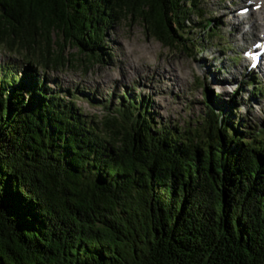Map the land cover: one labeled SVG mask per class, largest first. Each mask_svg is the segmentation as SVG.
<instances>
[{
  "label": "trees",
  "instance_id": "16d2710c",
  "mask_svg": "<svg viewBox=\"0 0 264 264\" xmlns=\"http://www.w3.org/2000/svg\"><path fill=\"white\" fill-rule=\"evenodd\" d=\"M200 2L0 0V45L30 52L22 75L0 65V264H264V129L243 132L235 100L207 91L182 129L131 97L86 115L40 74L101 63L124 20L192 54L193 15L215 37Z\"/></svg>",
  "mask_w": 264,
  "mask_h": 264
},
{
  "label": "rangeland",
  "instance_id": "374dc122",
  "mask_svg": "<svg viewBox=\"0 0 264 264\" xmlns=\"http://www.w3.org/2000/svg\"><path fill=\"white\" fill-rule=\"evenodd\" d=\"M245 1L201 0L199 8L205 13L204 19L213 22L215 37L210 38L201 28V20L193 15L191 23L186 24L191 31L189 37L204 41L200 49L192 47V54L163 46L147 34L141 22L124 20L106 31L107 45L101 63H80V57L70 56L64 68H49L40 74L48 78L51 89L64 95L76 93V105L86 115L101 118L106 114L108 100L115 104L120 98L124 101L131 97L149 103L156 122L182 129L202 126L206 94L211 90L219 98L211 105L213 109L218 111L223 103L230 106L235 100L236 122L246 120L248 125L242 131L255 133L264 129V97L252 96L250 77L241 73L240 55L255 38L246 46L239 40L252 20L246 18L241 24L231 20L236 6L240 9ZM249 35L247 38H253L251 32ZM15 44L14 51L0 45V65H17V72L22 75L24 55L30 52L21 49L17 41ZM74 53V49H69L64 55ZM35 55L39 59L40 51ZM256 75L261 84V72Z\"/></svg>",
  "mask_w": 264,
  "mask_h": 264
},
{
  "label": "bare ground",
  "instance_id": "6f19581e",
  "mask_svg": "<svg viewBox=\"0 0 264 264\" xmlns=\"http://www.w3.org/2000/svg\"><path fill=\"white\" fill-rule=\"evenodd\" d=\"M264 1V0H263ZM259 14H264V2H263V6H262V8L260 9V12H259ZM237 15V14H236ZM234 16V20H236L237 21V19H238V16ZM243 18H245V17H242V19ZM232 20V19H231ZM258 20H260V23H258ZM263 21H264V15H263V17H260V19H256V20H254L253 21V24L251 25V30H248V31H243V32H241V36L239 35V40H244L245 41V43H248V41L250 40V39H253V38H258V33H264V23H263ZM237 23V22H236ZM238 24V23H237ZM240 24V23H239ZM254 27H255V30H254ZM240 28V27H239ZM253 29V30H252ZM252 33V36H253V38L251 37V38H247V36L248 37H250V35H249V33ZM261 34H260V36H261ZM261 41H262V39H260ZM263 40H264V37H263ZM260 70H261V72H263V68H260ZM264 73V72H263Z\"/></svg>",
  "mask_w": 264,
  "mask_h": 264
}]
</instances>
